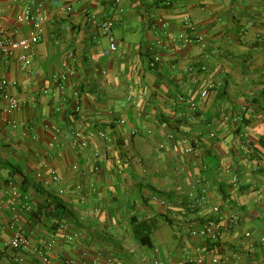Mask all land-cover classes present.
<instances>
[{"label": "crops", "instance_id": "1", "mask_svg": "<svg viewBox=\"0 0 264 264\" xmlns=\"http://www.w3.org/2000/svg\"><path fill=\"white\" fill-rule=\"evenodd\" d=\"M172 3L122 0L120 14L112 0H0V29L13 39L36 32L17 22L26 8L47 17L27 72L15 59L0 61L8 94L24 102L7 114L0 99V264H39L34 250L42 242L51 244L57 262L70 264H183L186 258L211 264L214 257L264 264V0ZM93 14L114 23L117 52L110 57L103 55L108 40L98 21L89 20ZM185 20L206 48L182 43ZM154 54L160 62L151 69ZM191 65H205L217 80L204 101L198 97L202 74L187 73ZM60 73L66 74L64 93L52 78ZM73 90L81 94L80 115L72 110ZM187 90L197 104L194 121L178 101ZM238 115L246 119L259 162L239 150L241 127L222 123ZM118 118L125 124H115ZM133 129L138 134L124 147ZM73 130H102L110 142L94 136L88 149H74ZM170 134L176 142L201 135L197 156L172 150ZM94 155L102 159L98 172ZM194 186L195 193L206 190L208 203L190 218L201 223L214 206L223 226L237 218L219 243L191 238L187 222L178 219V202ZM58 189L65 194L55 195ZM22 199L30 212L21 210ZM16 231L27 235L28 248H4Z\"/></svg>", "mask_w": 264, "mask_h": 264}, {"label": "built area", "instance_id": "2", "mask_svg": "<svg viewBox=\"0 0 264 264\" xmlns=\"http://www.w3.org/2000/svg\"><path fill=\"white\" fill-rule=\"evenodd\" d=\"M151 2H160L164 7L169 8L172 6V2L174 0H150ZM122 0H112L113 7L117 12L120 14L123 13V9L121 7ZM58 8L62 11H65L67 13H70L72 11L71 6H58ZM47 20V17L45 16H34L32 14V11L30 8H26L18 17L17 22L20 25H32L36 32L30 37L25 39H13L12 35H9V33L4 30L0 29V61H10V60H17L21 66V69L24 72L28 71V67L30 64L33 47L39 42L40 40V27L41 24L44 23ZM90 21H98L99 29L102 33V35L107 38L108 40V48H106L103 51V55L106 57H110L112 54L117 52V45L115 38L113 36V27L114 23L111 19H102L98 20L96 15H91L89 18ZM157 24L160 25L162 28L165 27V22L163 18L157 19ZM185 28H186V34L179 37V39L182 41L184 45L187 44H195L200 46L202 49L206 48V43L204 41L203 36L197 31V27L194 23L185 20ZM13 34V32H12ZM160 62V57L158 54H154L152 57V61L149 64V67L153 69L156 64ZM186 72L189 74H193L195 72H200L202 74L201 79V88L198 91V97L201 101H204L207 99L209 94L213 92L217 88V80L208 72V69L205 65H201L198 67H195L193 65L188 66L186 68ZM54 82L57 85V89L64 93L66 91L65 87V81H66V74L60 73L55 74L52 76ZM8 83L0 78V99L4 100L6 102L5 108H3V111L7 114H10L14 111H17L19 109H22L24 107V102H21L20 100L10 96L7 92ZM192 90H187L185 96H180L178 98V101L182 104H185L188 106L189 110L192 114L189 116L190 121H194V113L197 110V104L193 99H190L192 97ZM72 99V110L74 114L80 115L82 113V105H81V94L79 90H73L70 94ZM88 96V94H86ZM244 116L238 115L232 118L224 116L222 119V123H231L234 124V126L238 125L241 127L242 132L239 133V138H241V143L239 145V150L242 152V155L250 160H254L259 162V156L257 155L251 140L248 138L247 135V125L243 124ZM115 124L124 125L125 120L123 118H118L115 122ZM12 127H15L14 124L11 123ZM186 134V132H183ZM138 134L137 129H133L129 133V137L124 140L123 144L124 147H128L132 144V139L134 136ZM98 137L105 141L106 143H109V137L106 135V133L102 130H99L94 133V135H85L82 133L81 130H73L69 134L68 140L74 149L78 150H86L89 148V142L92 137ZM168 139L172 141V150H182L183 154L185 155H192L197 156L198 150L201 147V144L203 142V138L201 135H198L195 139L192 141H188L186 138H182L180 141H175L173 135H169ZM102 162V159L99 158L97 155H94V171L98 172L100 170V164ZM138 162L141 163V160L138 159ZM260 166L256 165L255 170H259ZM54 181H60V178L53 175L52 176ZM234 184L236 183V180H233ZM196 183H199L198 180H196ZM196 187L194 186L192 188L191 193H189L188 198L184 202H178V219L180 221L187 222L188 224V234L191 238H199L204 241H210L214 244L219 243L222 238H226L230 236L232 227L236 225L237 218L232 216L230 218L229 224L227 226H223L222 223L217 219V215L219 214V208L217 206L211 207V216L204 220L201 223H198L195 219L190 218V214L195 212L200 206H204L208 203V200L206 198V190L200 189L199 193H195ZM58 195L64 194V189H58L57 190ZM155 201H159L158 199H153ZM160 205L166 208H169L171 206V202L167 200H161ZM21 210L22 211H29L30 206L29 203L26 201V199H22L21 202ZM262 243H264V239L261 240ZM29 239L27 235L21 231L14 232L13 237L4 244V248H9L13 250H20V249H26L29 247ZM51 244L47 242H42L38 247L35 248V253L39 256V264H70L68 261L64 262H57L52 256H51ZM112 260L108 259V262L110 263ZM211 264H226L224 261H222L219 258H211L210 261ZM144 264H167L166 262L152 259L149 261H146ZM183 264H203L202 259H192V258H186L183 262Z\"/></svg>", "mask_w": 264, "mask_h": 264}, {"label": "trees", "instance_id": "3", "mask_svg": "<svg viewBox=\"0 0 264 264\" xmlns=\"http://www.w3.org/2000/svg\"><path fill=\"white\" fill-rule=\"evenodd\" d=\"M195 114V113H194ZM244 116V115H243ZM246 119L244 118V120H243V124L244 125H247V122L245 121ZM64 194H65V190H64ZM64 194H62V195H64ZM55 195H57V196H62V195H58V194H55ZM29 201V200H28ZM30 202V201H29ZM29 206H30V209H29V211H27V212H30L31 211V204H29ZM63 213V212H62Z\"/></svg>", "mask_w": 264, "mask_h": 264}]
</instances>
